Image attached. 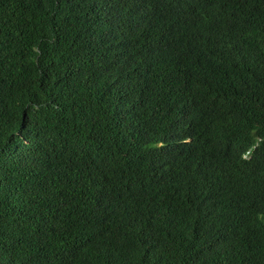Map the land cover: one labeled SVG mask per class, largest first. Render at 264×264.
I'll list each match as a JSON object with an SVG mask.
<instances>
[{
  "label": "trees",
  "instance_id": "1",
  "mask_svg": "<svg viewBox=\"0 0 264 264\" xmlns=\"http://www.w3.org/2000/svg\"><path fill=\"white\" fill-rule=\"evenodd\" d=\"M0 264H264V0H0Z\"/></svg>",
  "mask_w": 264,
  "mask_h": 264
}]
</instances>
